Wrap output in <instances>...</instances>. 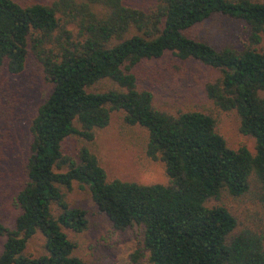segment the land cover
Instances as JSON below:
<instances>
[{
  "label": "trees",
  "instance_id": "1",
  "mask_svg": "<svg viewBox=\"0 0 264 264\" xmlns=\"http://www.w3.org/2000/svg\"><path fill=\"white\" fill-rule=\"evenodd\" d=\"M213 14L248 27L242 50L215 49L186 34ZM261 37L264 3L249 0H157L146 11L122 0L49 6L0 0V68L18 74L30 56L51 87L29 123L25 183L14 199L19 214L12 228L0 225V264H86L71 255L62 232L86 226L85 213L65 201L73 183L87 187L112 229L142 228L148 264H264L260 232L238 228L222 206H205L220 195L264 204V52L255 49ZM164 53L220 71L205 95L219 110L236 113L239 133L254 140L253 155L228 149L210 116L159 111L149 92L136 89L131 68ZM114 111L146 132L144 154L162 163L165 184L108 181L86 147L67 152V141L90 142ZM35 233L43 254L25 256Z\"/></svg>",
  "mask_w": 264,
  "mask_h": 264
},
{
  "label": "rangeland",
  "instance_id": "2",
  "mask_svg": "<svg viewBox=\"0 0 264 264\" xmlns=\"http://www.w3.org/2000/svg\"><path fill=\"white\" fill-rule=\"evenodd\" d=\"M24 6L37 3L49 6L57 0H12ZM234 1V0H228ZM264 3V0H249ZM127 7L146 11L157 0H122ZM97 15L102 11L92 6ZM60 17L59 14H56ZM69 28H72L70 25ZM73 31V35H75ZM186 34L221 49L229 47L240 51L247 45L248 27L239 20L213 14L193 26ZM264 52V37L255 47ZM137 90L150 93L153 108L174 114L195 111L210 116L216 133L228 149L244 147L254 154V140L238 131V117L234 111H221L210 101L204 87L219 79V70L204 66L193 59L178 60L170 53L160 58L143 60L131 68ZM50 85L43 81L41 70L28 56L23 70L10 74L0 68V225L12 228L19 209L15 203L17 192L25 183V161L30 143L29 123L36 108L44 101ZM262 96V94H259ZM121 111L110 113L108 124L94 131L90 142L72 137L65 149L71 152L86 147L97 159L108 181L117 179L136 184H165L163 165L144 154L146 132L137 125H126ZM70 208L85 213L86 226L80 233L62 229L73 244L71 255L86 264H148L147 252L142 245V228L131 226L117 231L92 203L86 186L76 183L65 195ZM206 207L222 206L236 220L237 227H246L264 236V204L250 196L232 198L220 195L209 200ZM54 217L58 209L51 206ZM4 238L0 236V251ZM23 254L37 257L43 254V238L35 233L26 242Z\"/></svg>",
  "mask_w": 264,
  "mask_h": 264
}]
</instances>
